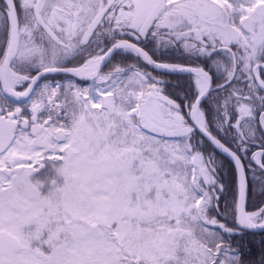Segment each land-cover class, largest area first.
<instances>
[{
    "label": "snow or ice",
    "instance_id": "obj_1",
    "mask_svg": "<svg viewBox=\"0 0 264 264\" xmlns=\"http://www.w3.org/2000/svg\"><path fill=\"white\" fill-rule=\"evenodd\" d=\"M0 264H264V0H0Z\"/></svg>",
    "mask_w": 264,
    "mask_h": 264
}]
</instances>
